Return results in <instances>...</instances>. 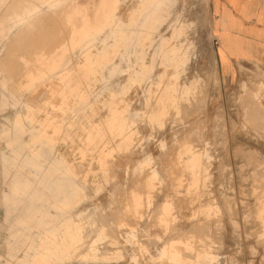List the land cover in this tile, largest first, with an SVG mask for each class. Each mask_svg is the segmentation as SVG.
Here are the masks:
<instances>
[{
	"label": "rangeland",
	"instance_id": "obj_1",
	"mask_svg": "<svg viewBox=\"0 0 264 264\" xmlns=\"http://www.w3.org/2000/svg\"><path fill=\"white\" fill-rule=\"evenodd\" d=\"M42 1L0 0V264H264V68L206 0Z\"/></svg>",
	"mask_w": 264,
	"mask_h": 264
},
{
	"label": "crops",
	"instance_id": "obj_2",
	"mask_svg": "<svg viewBox=\"0 0 264 264\" xmlns=\"http://www.w3.org/2000/svg\"><path fill=\"white\" fill-rule=\"evenodd\" d=\"M206 1L221 72L247 62L264 68V0Z\"/></svg>",
	"mask_w": 264,
	"mask_h": 264
},
{
	"label": "bare ground",
	"instance_id": "obj_3",
	"mask_svg": "<svg viewBox=\"0 0 264 264\" xmlns=\"http://www.w3.org/2000/svg\"><path fill=\"white\" fill-rule=\"evenodd\" d=\"M28 1V0H27ZM36 1V0H35ZM44 1V0H43ZM42 1V2H43ZM22 2H23V0H22ZM30 2V1H29ZM157 2V1H156ZM99 5H100V8L102 9V12H103V14H104V16H103V18H105V17H108L109 16V14H110V12H111V7H115V4L117 3V0H99ZM63 6V5H62ZM58 7H60V6H58ZM154 7V6H153ZM29 8V7H28ZM32 8V7H31ZM22 10V9H21ZM94 10H95V8H94ZM101 11V10H100ZM95 13V12H94ZM39 14V13H38ZM38 14H36L37 16H38ZM43 14V13H42ZM85 15H87V14H85ZM90 16V15H89ZM102 17V16H101ZM159 17V16H158ZM13 18V17H12ZM24 16H15L13 19H14V26H17V25H20V24H22V22L24 21ZM37 19V18H36ZM88 19V18H87ZM86 19V20H87ZM89 19H90V17H89ZM88 19V20H89ZM7 20V19H6ZM35 19H33V21H34ZM92 20V19H91ZM39 21V20H38ZM43 21V20H42ZM90 21V20H89ZM93 21H96V20H94L93 19ZM92 21V22H93ZM89 23V22H88ZM28 24V23H27ZM31 24V23H30ZM91 24V23H90ZM94 24H95V22H94ZM23 25V24H22ZM56 28V27H55ZM55 30H57V29H55ZM20 31V30H19ZM6 33V32H5ZM18 34V33H17ZM39 34V33H38ZM6 35V34H5ZM19 35V34H18ZM21 37V36H20ZM25 37V36H24ZM6 40V39H5ZM28 40V39H27ZM72 40V39H71ZM7 41V40H6ZM9 41V40H8ZM6 43V42H5ZM7 44V43H6ZM10 44V43H9ZM12 44V43H11ZM26 44V43H25ZM1 45V44H0ZM28 45V44H27ZM32 45V44H31ZM22 47V46H21ZM49 47V46H48ZM10 50V49H9ZM32 50V49H31ZM16 51V50H15ZM23 51V50H22ZM48 53H50V52H48ZM48 53H46V54H48ZM10 55V54H9ZM11 56V55H10ZM32 59V58H31ZM167 69V68H166ZM169 69V68H168ZM91 70V69H90ZM167 71V70H166ZM89 72V71H88ZM94 72V71H93ZM93 72H91V73H93ZM164 73V72H163ZM93 75V74H92ZM168 76H169V73H168ZM58 77V76H57ZM167 77V76H166ZM170 82H172V81H170ZM56 83V82H55ZM52 84V83H51ZM54 84V83H53ZM172 85V84H171ZM53 87H54V85H53ZM57 87V86H56ZM59 88V87H58ZM31 93V92H30ZM40 94V93H39ZM45 94V93H44ZM250 94V93H249ZM161 96V95H160ZM164 96V95H163ZM166 98V97H165ZM41 99V98H40ZM142 100V99H141ZM168 101H170V100H168ZM171 102V101H170ZM177 103V102H176ZM250 106V105H249ZM160 107V106H159ZM186 112V111H185ZM260 112V111H259ZM115 114V113H114ZM203 114V113H202ZM248 115V114H247ZM115 117V116H114ZM113 117V118H114ZM258 124V123H257ZM200 125H201V123H200ZM117 126V125H116ZM139 126V125H138ZM115 131V130H114ZM194 131V130H193ZM117 134V133H116ZM118 135H119V133H118ZM128 136H129V133H128ZM190 136V135H189ZM122 137V136H121ZM123 137H125V136H123ZM123 140V139H122ZM127 140H129V138L127 139ZM121 142V141H120ZM125 142V141H124ZM126 143V142H125ZM122 145V144H121ZM124 146H125V144H124ZM170 146V145H169ZM70 147V146H69ZM172 149V148H171ZM172 151V150H171ZM101 153V152H100ZM167 155V154H166ZM254 155H255V153H254ZM101 156H105L104 154L103 155H101ZM171 156V155H170ZM109 159V158H108ZM120 159V158H119ZM118 159V160H119ZM169 159V158H168ZM110 160V159H109ZM126 160V159H125ZM163 160H164V158H163ZM259 160V159H258ZM129 161V160H128ZM161 161V160H160ZM169 161V160H168ZM134 162V161H133ZM137 162V161H136ZM126 163V162H125ZM123 164V163H122ZM121 166V165H120ZM177 167V166H176ZM148 170V169H147ZM159 171V170H158ZM170 171V170H169ZM168 171V172H169ZM257 171V170H256ZM166 172V171H165ZM175 172H176V170H175ZM259 172V171H258ZM111 173V172H110ZM115 173V172H114ZM254 173H257V172H254ZM138 175V174H137ZM259 175V174H258ZM176 176V175H175ZM174 176V177H175ZM172 179V178H171ZM141 180V179H140ZM169 180V179H168ZM175 181V180H174ZM136 182V181H135ZM261 182H262V186H260L259 184V186H260V188L261 189H259V190H261L260 191V194H259V197H258V200H259V202L257 203L258 205H259V208H260V211H259V215H260V221H261V224H260V226H261V230L264 232V181L263 180H261ZM122 183V182H121ZM174 184V183H173ZM171 185V184H170ZM140 186V185H139ZM125 187V186H124ZM113 189V188H112ZM126 189V188H125ZM122 190V189H121ZM168 190V189H167ZM126 191V190H125ZM164 192V191H163ZM117 193V192H116ZM116 193H114L113 195H115ZM99 195V194H98ZM257 195V194H256ZM206 198H207V196H206ZM96 204V203H95ZM180 204V203H179ZM204 204V203H203ZM111 205V204H110ZM177 205V204H176ZM123 207V206H122ZM255 207V206H254ZM102 208V207H101ZM108 208V207H107ZM117 208V207H116ZM154 208V207H153ZM123 210V209H122ZM138 210V209H137ZM144 210V209H143ZM97 211V210H96ZM100 211V210H99ZM127 213V212H126ZM133 213V212H132ZM124 214V213H123ZM133 215V214H132ZM106 218V217H105ZM153 218V217H152ZM129 219V218H128ZM132 219V218H131ZM167 219V218H166ZM257 221V220H256ZM134 222V221H133ZM255 222V221H254ZM105 223V222H104ZM131 223V222H130ZM258 223V222H257ZM255 224V223H254ZM185 225V224H184ZM195 225V224H194ZM197 225V224H196ZM202 228V227H201ZM205 228V227H204ZM208 229V228H207ZM110 230V229H109ZM258 230V229H257ZM110 233H112V232H110ZM115 234V233H114ZM151 241H153V240H151ZM154 243V242H153ZM104 252V251H103Z\"/></svg>",
	"mask_w": 264,
	"mask_h": 264
}]
</instances>
